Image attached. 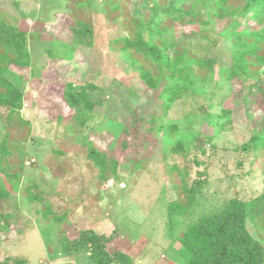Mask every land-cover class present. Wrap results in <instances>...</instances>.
<instances>
[{
  "label": "rangeland",
  "instance_id": "rangeland-1",
  "mask_svg": "<svg viewBox=\"0 0 264 264\" xmlns=\"http://www.w3.org/2000/svg\"><path fill=\"white\" fill-rule=\"evenodd\" d=\"M80 2L85 9L78 12L90 21L93 40L90 45L66 47L72 42L71 33L68 26L59 33L58 26L62 15L71 12L66 5L71 7L73 3L0 0V18L38 35L40 45L35 53L36 67L12 69L11 78L26 96L22 116L31 123V137L18 189L7 184L10 199L0 201V214L7 216L0 231V262L25 258L29 264H91L86 253L64 256L61 242L75 238L80 230L92 229L113 235L110 252L127 254L132 264H185L187 257L177 238L189 225L229 199L238 197L248 202L264 193V159L238 150L252 135L253 117L245 100L252 82L230 83L214 76L208 86L196 88L192 96L175 104L165 123L178 122L188 148L201 134L205 152L191 148L188 158L170 155L172 144L166 143L161 134L148 138L150 122L155 111L160 112V103L146 93L139 77L140 63L111 47L112 40L125 35L122 18L118 17L123 12L131 17L153 16L158 10L155 1L122 0L124 11L112 13L108 0ZM185 30L177 26L173 32L179 44L197 56L226 62L229 48L217 23ZM193 31L199 35L192 36ZM69 48H75L71 55ZM49 50L59 56L50 57ZM90 85L95 87V97L107 100L104 106L109 115L117 118L114 125L103 121L97 126L100 134L93 133L97 146L119 159L117 180L100 182L97 170L86 159L81 134L66 130V125L83 119L64 108L59 101L62 92L69 86ZM223 107L232 111L234 124L219 132L215 118L207 117L202 109L216 115ZM133 110L145 117L142 123L131 125L133 151L126 155L121 150L120 131L131 120ZM7 131L13 138H23L28 127L6 129L0 122V143ZM192 131L195 133L190 134ZM54 150L59 151L58 156ZM21 160L15 156L13 163ZM174 166L178 170L172 173ZM180 171L188 172V182L203 179L207 183L189 216L169 219L168 206L177 199L175 185L182 183ZM28 189L40 199L29 201ZM248 229L264 245L252 223Z\"/></svg>",
  "mask_w": 264,
  "mask_h": 264
},
{
  "label": "trees",
  "instance_id": "trees-1",
  "mask_svg": "<svg viewBox=\"0 0 264 264\" xmlns=\"http://www.w3.org/2000/svg\"><path fill=\"white\" fill-rule=\"evenodd\" d=\"M121 1L108 0L112 7L110 13L124 11ZM154 1L158 10L153 16L131 17L123 12L118 18H122L125 35L111 42L112 48L128 53L136 63H140V81L150 99L160 103V112L155 111L150 122L148 138L154 139L156 134H161L166 143L172 144L168 150L170 155L188 158L191 148L205 152V137L197 134L188 148L178 122L165 123L167 113L175 104L192 96L196 88L208 86L214 76L219 81L230 83L252 82L245 99L250 104L249 111L253 117L252 135L238 150L246 156L255 155L264 159V0ZM70 3H73V8L66 5L67 9H71L70 14H63L58 26L59 33L68 26L67 30L72 36L71 44L64 46L90 45L93 40L91 23L81 18L78 12L85 8L80 0H67V4ZM216 23L220 35L228 44L226 62L219 63L215 57L197 56L173 38L177 26L186 31V27H213ZM185 33L182 32L188 35ZM192 33V36L199 35L195 31ZM39 47L38 35L22 31L15 24L0 18V122L6 129L28 127L25 137L13 138L7 131L0 143V201L10 199L7 184L13 190L18 189L25 163L23 159L27 155L26 146L31 137V123L22 116L26 96L11 78L12 69L36 67L38 57L35 53ZM74 49L69 48L68 55ZM48 54L52 58L59 56L51 50ZM36 75L40 76V72ZM94 89L91 85L87 88L69 86L62 92L59 101L64 108L83 119L66 125V130L70 134L74 130L81 134L86 159L97 170L100 182L111 178L117 180L119 159L111 158L93 139L94 132L100 134L98 125L103 121L114 125L117 118L109 115V110L104 106L105 98L92 94ZM202 112L209 118H215L219 132L233 127L232 111L228 108L223 107L216 115L204 109ZM144 117L133 110L131 120L120 131V146L124 154L133 151L129 129L136 123H142ZM157 117L164 120L159 122ZM93 122L96 124L89 126ZM53 153L59 155L58 150ZM15 156L22 160L14 164ZM177 170L176 166L171 168L172 173ZM180 177L181 185H175L177 199L168 206L169 219L189 216L207 183L203 179L188 182L187 171H180ZM27 193L29 201L40 199L30 189ZM6 219L7 216L0 214V231L4 230L2 223ZM249 223L264 239V193L248 202L238 197L229 199L220 208L189 225L177 238L187 257L185 264H264V245L249 231ZM112 240L113 235L99 234L92 229L80 230L75 238H65L61 242L62 253L67 257L86 253L91 264H132V258L127 254L110 252ZM0 264H29V261L25 258H7Z\"/></svg>",
  "mask_w": 264,
  "mask_h": 264
}]
</instances>
